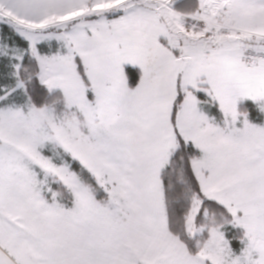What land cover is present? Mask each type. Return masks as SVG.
<instances>
[{
    "label": "snow or ice",
    "instance_id": "6c2138e0",
    "mask_svg": "<svg viewBox=\"0 0 264 264\" xmlns=\"http://www.w3.org/2000/svg\"><path fill=\"white\" fill-rule=\"evenodd\" d=\"M0 264H264V0H0Z\"/></svg>",
    "mask_w": 264,
    "mask_h": 264
}]
</instances>
